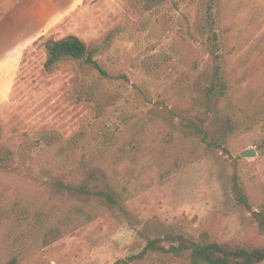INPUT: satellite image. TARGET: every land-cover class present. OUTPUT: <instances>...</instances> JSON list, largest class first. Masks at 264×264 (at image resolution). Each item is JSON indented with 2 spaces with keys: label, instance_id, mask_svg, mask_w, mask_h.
<instances>
[{
  "label": "rangeland",
  "instance_id": "rangeland-1",
  "mask_svg": "<svg viewBox=\"0 0 264 264\" xmlns=\"http://www.w3.org/2000/svg\"><path fill=\"white\" fill-rule=\"evenodd\" d=\"M70 36L110 79L72 60L44 69L43 44ZM172 112L205 118L213 145ZM0 150V264H113L168 236L264 247L252 216L264 212V0H85L25 48ZM85 180L115 203L66 187Z\"/></svg>",
  "mask_w": 264,
  "mask_h": 264
},
{
  "label": "trees",
  "instance_id": "trees-1",
  "mask_svg": "<svg viewBox=\"0 0 264 264\" xmlns=\"http://www.w3.org/2000/svg\"><path fill=\"white\" fill-rule=\"evenodd\" d=\"M17 0H9L0 13H6L13 8ZM215 35L213 38L215 39ZM47 51V59L44 63V69L50 71L56 64L72 60L82 62L92 69L96 70L103 78L110 79L109 75L98 65L94 59L97 54V48L87 47L80 39L74 36L67 37L58 41L48 39L44 44ZM213 63L212 80L222 79V65L220 64V56L216 54L214 49L210 50ZM124 78V77H122ZM212 88V87H211ZM224 89L223 87H221ZM178 119L180 126L190 133L201 137V141L206 145H213L208 138V129L206 119L198 115L184 113L178 115L172 112ZM8 153L0 150V168L5 166V159ZM71 192L84 197H98L105 199L108 203L114 204V200L109 190L102 189L90 180H85L77 185L66 186ZM232 193L234 199L241 206L248 209V203L241 187L238 184L237 176H233ZM75 214H84L83 208L80 206L74 209ZM252 216L257 224L259 232L264 236V212H252ZM89 219V218H88ZM166 239L168 246L164 247L159 244V240L147 241L143 250L124 260H118L113 264H131L143 258L147 253H163L171 254L174 257H180L183 253L189 252V260L191 264H262L264 263V247H229L225 244H218L209 239L208 235L202 234L198 241L185 239L182 236H168ZM166 243V242H165ZM8 264H16L14 260Z\"/></svg>",
  "mask_w": 264,
  "mask_h": 264
},
{
  "label": "crops",
  "instance_id": "crops-1",
  "mask_svg": "<svg viewBox=\"0 0 264 264\" xmlns=\"http://www.w3.org/2000/svg\"><path fill=\"white\" fill-rule=\"evenodd\" d=\"M85 0H17L0 17V106L12 90L23 52L44 31L79 8Z\"/></svg>",
  "mask_w": 264,
  "mask_h": 264
},
{
  "label": "water",
  "instance_id": "water-1",
  "mask_svg": "<svg viewBox=\"0 0 264 264\" xmlns=\"http://www.w3.org/2000/svg\"><path fill=\"white\" fill-rule=\"evenodd\" d=\"M252 153H250L249 151H245L241 153V157L242 158H247V157H251Z\"/></svg>",
  "mask_w": 264,
  "mask_h": 264
}]
</instances>
